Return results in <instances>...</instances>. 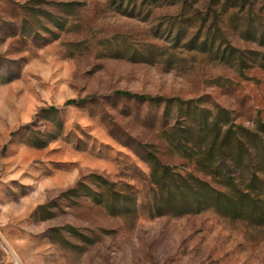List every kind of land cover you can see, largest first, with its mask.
<instances>
[{
    "label": "rangeland",
    "instance_id": "obj_1",
    "mask_svg": "<svg viewBox=\"0 0 264 264\" xmlns=\"http://www.w3.org/2000/svg\"><path fill=\"white\" fill-rule=\"evenodd\" d=\"M263 147L264 0H0V264H264V222L158 205L150 163L252 193Z\"/></svg>",
    "mask_w": 264,
    "mask_h": 264
},
{
    "label": "trees",
    "instance_id": "obj_2",
    "mask_svg": "<svg viewBox=\"0 0 264 264\" xmlns=\"http://www.w3.org/2000/svg\"><path fill=\"white\" fill-rule=\"evenodd\" d=\"M118 97L132 98L139 101H150L157 103L158 105L165 102V117L169 118L173 108L176 105L177 116L185 118L190 123L194 118H197V110H200L198 106L194 108L191 106V102H183L180 99H164L161 97H151L149 95H141L132 92L118 91L115 93ZM77 101H69L68 104H75ZM223 112V111H222ZM225 114H229L224 111ZM201 121L205 120V125L208 128L209 120L203 115L198 117ZM188 122V123H189ZM202 122H200V125ZM212 129L210 133H216V138L208 143L205 147H199L197 154L200 156L204 163L207 164L209 170H216L219 173H231L232 165L228 159V155L232 148L227 145V141L230 138V133L226 134V138L222 140L220 138L222 127L213 120ZM209 130V129H208ZM230 132V131H229ZM221 139V140H220ZM176 154L185 156L188 151L193 150L188 143L183 140H177ZM236 156L242 157L243 148L238 149ZM250 154L251 163L247 166V171L251 172L252 180V193H247L244 190H239L236 193L227 192L215 188L210 182L202 180L194 173H189L188 178L173 173V170L167 164H164L158 155L150 156L151 163V177L153 183L158 187L159 193L156 195V202L158 205L162 201L180 210L181 215L187 214H199L209 209H214L217 213L229 216L232 218H244L250 215L251 218L257 222H264V197L262 194L253 193L257 188L264 193V168H256L251 171V168L255 162L257 165L264 166V147L259 149L256 153L247 149ZM232 153V152H231ZM238 163V162H237ZM229 164V165H227ZM243 173L245 170L243 169Z\"/></svg>",
    "mask_w": 264,
    "mask_h": 264
}]
</instances>
